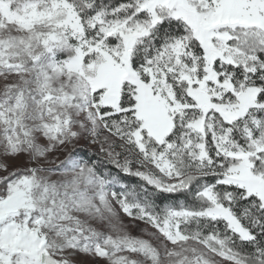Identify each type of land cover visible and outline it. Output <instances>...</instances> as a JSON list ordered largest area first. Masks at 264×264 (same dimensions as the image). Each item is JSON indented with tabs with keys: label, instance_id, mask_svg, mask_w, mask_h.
Returning <instances> with one entry per match:
<instances>
[{
	"label": "snow or ice",
	"instance_id": "6c2138e0",
	"mask_svg": "<svg viewBox=\"0 0 264 264\" xmlns=\"http://www.w3.org/2000/svg\"><path fill=\"white\" fill-rule=\"evenodd\" d=\"M0 81V264H264V0H0Z\"/></svg>",
	"mask_w": 264,
	"mask_h": 264
},
{
	"label": "rangeland",
	"instance_id": "374dc122",
	"mask_svg": "<svg viewBox=\"0 0 264 264\" xmlns=\"http://www.w3.org/2000/svg\"><path fill=\"white\" fill-rule=\"evenodd\" d=\"M2 81H0V86H2ZM77 148L78 150L81 152V153H86L87 156L88 155H93L95 157H98V158H104V159H107V157L101 153L99 151V145L98 144H93L91 140H88V141H81L78 145H77ZM117 151H120L119 148L116 149ZM63 157L61 156V159ZM2 174V173H0ZM142 228H146L147 226L145 225H141ZM150 231V229H149ZM138 235H141V238H144V239H149V237L147 235H144L143 233L141 232H138L137 233ZM74 260L76 261V264H92V258L87 255V254H83V253H79L77 254L75 257H74Z\"/></svg>",
	"mask_w": 264,
	"mask_h": 264
},
{
	"label": "trees",
	"instance_id": "16d2710c",
	"mask_svg": "<svg viewBox=\"0 0 264 264\" xmlns=\"http://www.w3.org/2000/svg\"><path fill=\"white\" fill-rule=\"evenodd\" d=\"M88 157H91L93 160L103 163V167L101 168V171L112 168V165L107 163V159L98 158V157H95L93 155H88ZM125 180H126V182H129V183L133 182L132 178H129V177H125Z\"/></svg>",
	"mask_w": 264,
	"mask_h": 264
}]
</instances>
